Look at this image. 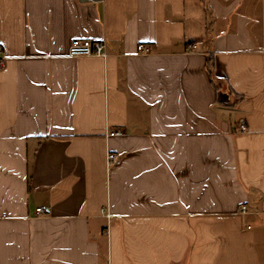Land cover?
Returning a JSON list of instances; mask_svg holds the SVG:
<instances>
[{
  "label": "crops",
  "instance_id": "0c3cea01",
  "mask_svg": "<svg viewBox=\"0 0 264 264\" xmlns=\"http://www.w3.org/2000/svg\"><path fill=\"white\" fill-rule=\"evenodd\" d=\"M0 45V264H264V0H0Z\"/></svg>",
  "mask_w": 264,
  "mask_h": 264
},
{
  "label": "built area",
  "instance_id": "2783aa9c",
  "mask_svg": "<svg viewBox=\"0 0 264 264\" xmlns=\"http://www.w3.org/2000/svg\"><path fill=\"white\" fill-rule=\"evenodd\" d=\"M196 50L195 44H188L186 47L187 52H193ZM136 52L138 54L146 55L150 53V48L146 44H138L136 46ZM67 56L71 58H85V57H98L101 59H106L108 54L106 52V45L103 41H92L86 39H73L67 48ZM3 59V49L0 45V65ZM246 127L243 123L239 124L238 131L246 132ZM117 134V133H115ZM106 166L111 167L114 165H118L120 160L115 153L108 152L106 154ZM36 214H42L43 211L41 209L35 210ZM240 214H246V207L241 206L239 208ZM100 214L107 220L110 219L109 213L105 209H100Z\"/></svg>",
  "mask_w": 264,
  "mask_h": 264
},
{
  "label": "trees",
  "instance_id": "16d2710c",
  "mask_svg": "<svg viewBox=\"0 0 264 264\" xmlns=\"http://www.w3.org/2000/svg\"><path fill=\"white\" fill-rule=\"evenodd\" d=\"M212 68H213L212 64L211 63L208 64V72H209L210 76L213 75V69Z\"/></svg>",
  "mask_w": 264,
  "mask_h": 264
}]
</instances>
